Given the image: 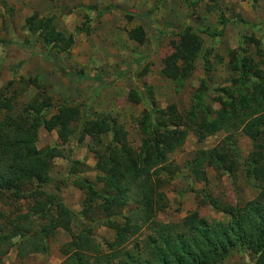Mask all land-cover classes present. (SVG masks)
I'll list each match as a JSON object with an SVG mask.
<instances>
[{"label":"rangeland","instance_id":"1","mask_svg":"<svg viewBox=\"0 0 264 264\" xmlns=\"http://www.w3.org/2000/svg\"><path fill=\"white\" fill-rule=\"evenodd\" d=\"M32 15L41 19L52 17L58 31L72 36L70 50L61 53L48 48L38 35L30 34L25 21ZM135 27L142 28L143 43L128 37ZM186 27L194 29L203 46L195 70L179 87L162 77L161 70L163 60L173 52V43ZM232 52L256 63L264 61V0H0V95L1 99L15 97L12 114H22L33 99L50 100L47 117L62 105L76 106L82 114L71 123L72 128L99 116L113 119L123 126L127 141L135 150L140 145L138 121L149 110L151 101L159 109L173 105L185 113L204 80L209 88L208 101L213 109H218V89H233L239 75L230 68ZM133 93L139 101L131 98ZM229 135L233 145L224 143ZM109 141L110 135L102 136L100 143L85 137L80 143L70 138L62 144L56 131L40 129L36 142L39 150L58 147L64 153L63 158L52 161V181L41 189L59 195L79 220L73 223V231L82 224L90 226L104 252L107 241H112V233L98 225L96 215H92L93 220L82 216L84 195L71 186L67 173L72 161H77L81 168L78 176L94 182L98 147ZM220 146L230 151L234 148L240 164L232 174L205 167L207 180H195L188 164L200 151ZM251 151V140L240 131H221L202 141L188 134L184 144L169 155L168 168L160 172L164 180L159 190L162 208L155 221L176 224L192 212L207 221H226V216L214 211L204 195L226 206L254 200L259 190L248 181L244 170ZM96 187L99 189L100 184ZM31 202L3 193L0 226L7 227L18 216L27 218ZM133 204L131 200L125 210H133ZM147 231L143 228L142 234L126 248L132 249ZM69 241L70 235L59 230L47 239L46 253L19 259L14 248L0 264H61L62 248ZM253 259L248 250H237L223 264H252Z\"/></svg>","mask_w":264,"mask_h":264},{"label":"trees","instance_id":"2","mask_svg":"<svg viewBox=\"0 0 264 264\" xmlns=\"http://www.w3.org/2000/svg\"><path fill=\"white\" fill-rule=\"evenodd\" d=\"M25 25L48 48L67 53L73 44L72 36L56 29L52 17L32 15ZM128 37L143 43L145 34L141 27H135ZM202 46L194 29L184 28L173 43V52L163 60L162 77L181 87L195 70ZM230 68L239 75L233 89H218L216 110L208 101L209 88L204 80L185 113L173 105L159 109L151 101L149 110L138 121L140 145L136 150L129 145L123 126L113 119L99 116L72 128L71 123L80 119V109L62 105L47 117L45 112L51 107L48 98L33 99L22 114L14 116L11 103L15 97L1 99L0 95V113L6 110L0 118V197L4 193L32 201L27 218L18 216L7 227L0 226V262L14 248L19 259L46 253L47 239L62 230L70 235V241L62 248L61 264H223L237 250H248L254 256L252 264H264V61L256 63L232 52ZM131 98L139 101L135 93ZM40 129L56 131L62 144L70 138L80 143L85 137L100 143L102 136L110 135V141L98 147L94 182L78 176L81 168L77 161H72L67 173L71 186L84 195L82 216L93 220L92 215H96L98 225L112 233L106 252L90 226L82 224L73 231V223L79 220L59 195L41 189L52 181V161L63 158L64 153L58 147L37 149ZM221 131H240L251 140L252 151L244 170L248 181L259 190L256 198L226 206L205 194L211 208L226 216V221H207L192 212L180 223L156 222L163 197L159 191L164 183L160 172L168 168L169 155L184 144L190 133L202 141ZM231 138L227 136L224 143L233 145ZM239 164L234 148L230 151L220 146L200 151L188 170L195 180L204 182L205 167L232 174ZM131 200L134 208L126 211ZM143 228L148 230L144 238L127 249Z\"/></svg>","mask_w":264,"mask_h":264},{"label":"crops","instance_id":"3","mask_svg":"<svg viewBox=\"0 0 264 264\" xmlns=\"http://www.w3.org/2000/svg\"><path fill=\"white\" fill-rule=\"evenodd\" d=\"M60 32H62V31H60ZM63 33V32H62ZM64 34V33H63ZM65 35V34H64ZM66 36V35H65Z\"/></svg>","mask_w":264,"mask_h":264}]
</instances>
